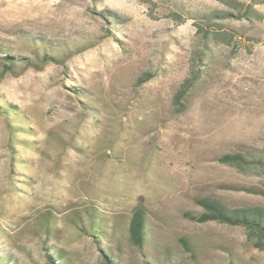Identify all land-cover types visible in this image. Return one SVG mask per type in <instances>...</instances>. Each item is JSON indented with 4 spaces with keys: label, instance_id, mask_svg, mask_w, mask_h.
I'll list each match as a JSON object with an SVG mask.
<instances>
[{
    "label": "rangeland",
    "instance_id": "1",
    "mask_svg": "<svg viewBox=\"0 0 264 264\" xmlns=\"http://www.w3.org/2000/svg\"><path fill=\"white\" fill-rule=\"evenodd\" d=\"M226 1L0 0L1 264H193L181 239L197 264H264L244 228L189 218L264 214V166L219 161L264 157V3Z\"/></svg>",
    "mask_w": 264,
    "mask_h": 264
},
{
    "label": "trees",
    "instance_id": "2",
    "mask_svg": "<svg viewBox=\"0 0 264 264\" xmlns=\"http://www.w3.org/2000/svg\"><path fill=\"white\" fill-rule=\"evenodd\" d=\"M230 4V8L235 10L237 13L233 15L232 13H222L218 15L217 18H235L236 20H248L253 16L256 18H261L260 15L254 10L256 4H263L264 0H248L246 3L239 2L236 0H227ZM6 61H10L9 58H6ZM13 63L11 62V65ZM3 68L6 66L3 65ZM219 161L222 164L233 166L239 169H244L252 164L264 166V157L253 158V160H247L244 156L238 154H228L223 155L219 158ZM197 205L200 206L203 210V213L198 217H191V220L196 221L197 223H207V222H217L219 224L227 226H237L245 229L247 233V239L252 244V246L260 251H264V214L259 210H227L220 203L208 199H198L196 201ZM90 217L91 227H96L93 231V235L96 239L105 238V231L101 228V224L104 220L98 218L94 213H85ZM79 218V217H78ZM98 225V226H96ZM51 228L48 222L43 224L44 235H49ZM128 235L130 242L137 248H141L146 239V230H145V214L141 206L135 208L128 225ZM180 243L183 249L190 253V258L193 260V264H197L194 261V255L191 254V249L186 242V240L181 239ZM56 257L63 262V264H70L65 260L63 255L60 252L56 253ZM1 264V262H0ZM55 264V263H52ZM103 264H113L107 257L103 261Z\"/></svg>",
    "mask_w": 264,
    "mask_h": 264
}]
</instances>
